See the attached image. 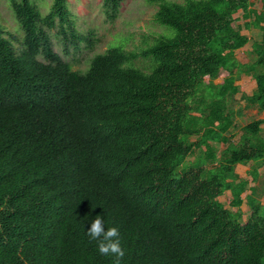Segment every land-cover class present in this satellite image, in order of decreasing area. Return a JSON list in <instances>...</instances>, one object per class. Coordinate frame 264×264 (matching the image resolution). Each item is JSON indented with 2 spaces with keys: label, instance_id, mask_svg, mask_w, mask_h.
<instances>
[{
  "label": "trees",
  "instance_id": "obj_1",
  "mask_svg": "<svg viewBox=\"0 0 264 264\" xmlns=\"http://www.w3.org/2000/svg\"><path fill=\"white\" fill-rule=\"evenodd\" d=\"M122 1L102 0L108 20ZM148 1L169 33L140 52L111 46L85 71L53 47L54 29L66 53L91 43L67 0L45 14L10 1L23 48L0 24V264H114L87 235L96 214L119 226L121 264H264V205L252 187L242 219L248 180L236 172L251 163L258 179L264 118L237 142L231 130L241 74L257 84L246 106L264 111V11L251 0ZM240 10L263 31L249 63L236 57L250 40L233 24ZM139 55L153 56L151 70L131 63ZM213 142L228 144L218 154ZM227 190L237 210L218 199Z\"/></svg>",
  "mask_w": 264,
  "mask_h": 264
},
{
  "label": "rangeland",
  "instance_id": "obj_2",
  "mask_svg": "<svg viewBox=\"0 0 264 264\" xmlns=\"http://www.w3.org/2000/svg\"><path fill=\"white\" fill-rule=\"evenodd\" d=\"M10 1L0 0V24L3 27L4 36L11 41L12 47L18 52L23 48V33L13 13ZM34 1L44 14L48 12L52 3V0ZM251 1L253 2L252 8L256 11H264V0ZM67 3L72 16L75 18L76 27L80 34L91 38L90 45L84 39L80 43L78 50L70 47L69 53H66L61 46V40L56 36L55 29L50 32V35L54 49L65 60L71 62L73 69L76 70L85 71L89 67L90 59L93 55L105 52L111 46L122 45L128 51L140 52L149 47L160 35L169 33L168 27L158 22L155 18L158 5L150 3L148 0H123L120 12L114 20L106 18L102 9V0H67ZM235 16L236 19L233 22L235 28L246 33L250 38L244 47L236 50V57L243 63H249L255 60L252 43L262 37L263 31L258 26L252 24L254 15L250 19H246L243 16V11L240 10ZM150 57L153 58L152 55H139L131 59V63L145 68V70H151L153 62ZM222 77L223 75L216 78L215 82H221ZM236 83L240 86V91L235 95V101L232 103L236 111L234 125L231 128L235 133L233 142L240 140L245 124L253 119L264 118V112H259L254 106H246L247 102L243 97L244 94L250 95L255 91L257 87L256 80L250 74L243 73ZM192 139H195V136ZM212 144L217 147L218 154H220L228 143L213 142ZM195 157L196 154L191 155L188 161L194 160ZM212 165L215 164L209 166ZM252 165L251 163L237 165L236 172L239 175L237 180H248L246 191L242 193V196L246 197V194L250 193L252 187L257 188V197L264 204V164L259 167L257 180H253V175L250 172ZM232 196V192L227 190L219 198L228 205ZM239 208L242 209V219L247 221L251 214L249 205L243 203Z\"/></svg>",
  "mask_w": 264,
  "mask_h": 264
},
{
  "label": "clouds",
  "instance_id": "obj_3",
  "mask_svg": "<svg viewBox=\"0 0 264 264\" xmlns=\"http://www.w3.org/2000/svg\"><path fill=\"white\" fill-rule=\"evenodd\" d=\"M86 232L90 239L97 241L100 253L114 254V264H121V260L126 254V248L122 244L119 226L115 224L107 226L104 216L96 214L90 220V226L86 227Z\"/></svg>",
  "mask_w": 264,
  "mask_h": 264
},
{
  "label": "crops",
  "instance_id": "obj_4",
  "mask_svg": "<svg viewBox=\"0 0 264 264\" xmlns=\"http://www.w3.org/2000/svg\"><path fill=\"white\" fill-rule=\"evenodd\" d=\"M263 24V23H262ZM242 32V31H241ZM243 34H245V35H247L246 33H244V32H242ZM248 36V35H247ZM250 39V38H249ZM261 39V38H260ZM260 39H258V40H260ZM264 112V111H263ZM239 164H241V163H239ZM239 164H237V165H239ZM236 165V166H237ZM226 192V191H225ZM251 192V191H250ZM247 194H249V193H247ZM246 194V195H247ZM221 196V195H220ZM219 196V197H220ZM243 198H244V202L243 203H246L247 204V200L245 199V196H242ZM232 199H233V196L231 197V199L229 200V204L228 205H226L224 202H222L221 200H220V198H219V200L222 202V203H224V205H225V207H227V208H229V209H231V210H237L238 209V207H236V206H233L232 205V203H231V201H232ZM243 203H242V205H243ZM242 205H240V206H242ZM248 205V204H247ZM264 205V204H263Z\"/></svg>",
  "mask_w": 264,
  "mask_h": 264
}]
</instances>
